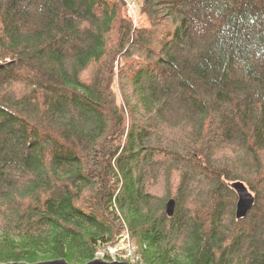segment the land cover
<instances>
[{
    "label": "trees",
    "instance_id": "obj_1",
    "mask_svg": "<svg viewBox=\"0 0 264 264\" xmlns=\"http://www.w3.org/2000/svg\"><path fill=\"white\" fill-rule=\"evenodd\" d=\"M132 2L0 0V262L264 264V0Z\"/></svg>",
    "mask_w": 264,
    "mask_h": 264
},
{
    "label": "water",
    "instance_id": "obj_2",
    "mask_svg": "<svg viewBox=\"0 0 264 264\" xmlns=\"http://www.w3.org/2000/svg\"><path fill=\"white\" fill-rule=\"evenodd\" d=\"M231 187L236 191L238 199L236 204V217L238 219L243 218L251 210L255 203V195L253 192L241 181H235L231 184ZM175 208V200H170L167 203L168 215H173ZM0 264H71L66 258L49 259L38 262H26V261H12V262H0ZM85 264H133L124 260H112L107 261L97 254L95 258L86 262ZM138 264H146L144 262Z\"/></svg>",
    "mask_w": 264,
    "mask_h": 264
},
{
    "label": "rangeland",
    "instance_id": "obj_3",
    "mask_svg": "<svg viewBox=\"0 0 264 264\" xmlns=\"http://www.w3.org/2000/svg\"><path fill=\"white\" fill-rule=\"evenodd\" d=\"M128 1L129 0H127V2ZM132 3H133L132 0H130V4H132ZM134 13H136V11H134ZM138 22L140 24H142V25L147 24V20H146L145 16H140L138 18ZM127 246H130L131 248H135V246L133 245V241H132V239H131V237L129 235L120 244H117L116 246L112 247L110 249L109 254L112 255V257H115L114 260H121V261L124 260V261H127V259H130V260H132V262H136L138 259H136L135 257H133V255H129L128 253H126L125 250L127 248H125V247H127ZM98 254L101 255V257L103 259H105L107 261H112V260H110V258H108V257L106 258L105 257L104 252H99Z\"/></svg>",
    "mask_w": 264,
    "mask_h": 264
},
{
    "label": "built area",
    "instance_id": "obj_4",
    "mask_svg": "<svg viewBox=\"0 0 264 264\" xmlns=\"http://www.w3.org/2000/svg\"><path fill=\"white\" fill-rule=\"evenodd\" d=\"M129 5H130V6L134 5V2H133L132 4H130V1H129ZM126 253H128L129 255L132 254V252H131V254H130V252H126Z\"/></svg>",
    "mask_w": 264,
    "mask_h": 264
}]
</instances>
